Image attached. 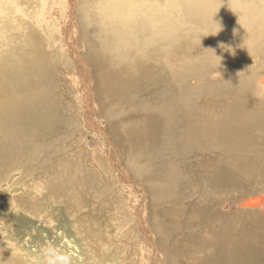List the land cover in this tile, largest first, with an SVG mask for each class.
<instances>
[{"label": "bare ground", "instance_id": "obj_1", "mask_svg": "<svg viewBox=\"0 0 264 264\" xmlns=\"http://www.w3.org/2000/svg\"><path fill=\"white\" fill-rule=\"evenodd\" d=\"M24 1L32 11L17 24L9 18L16 0H0V203L49 228L70 223L86 264L99 263L107 255L92 246V228L102 229L92 208L102 210L92 202L108 166L129 208L115 224L141 236L129 253L107 244L124 254L121 264H264V233L256 250L238 227L223 229L233 213L260 211L250 195L264 173V8L255 9L249 31L234 33L248 41L236 55L219 43L236 28L235 12L195 21L186 1L183 24L176 18L163 36L159 22L151 27L127 6L139 0H68L62 10L61 0ZM143 1L156 18L163 0ZM121 20L123 27L113 26ZM216 21L222 30L207 35ZM251 67L211 81L219 71ZM125 113L142 117L134 122L143 137L132 149ZM77 146L90 152L87 162ZM0 225V264H29L13 254V225Z\"/></svg>", "mask_w": 264, "mask_h": 264}, {"label": "rangeland", "instance_id": "obj_2", "mask_svg": "<svg viewBox=\"0 0 264 264\" xmlns=\"http://www.w3.org/2000/svg\"><path fill=\"white\" fill-rule=\"evenodd\" d=\"M65 1H66V4L67 2H69L68 0L60 1V4L61 3L62 4L59 5L58 7H60L61 10L65 8L64 6ZM186 1L190 2L188 6L189 10L191 12L192 11L195 12L194 15L192 16L193 20L195 21L197 20L206 21V20H209L210 17H213L216 20H220L224 17L225 13L226 14L228 12L237 13L236 17L234 18V23L237 25L236 28L231 30V33L229 34V38H224L219 41V43L221 44L220 45L221 49L226 50V47L230 48L233 50V53L236 55H239V53L247 46L248 41L247 43H242V42L237 41L239 39L236 38V34L234 33H238L237 30L239 28L242 30H246V32L249 31L251 27V18L255 16L254 15L255 13H257L255 9L264 8V0H213L211 2L213 3V5L210 7H208V5H197L193 3L192 0H163L159 8L160 11L158 13V16L155 18L152 15H150L148 10L145 9L146 8L144 6L145 1L143 0H139L137 1V3H133L127 6L134 9V11L137 13L140 11L142 15L145 16L146 20L149 23H151V27H154L156 22H159V26L161 27V33H163V36H164L165 34L164 31L167 28V25L170 26L171 24H173L176 18L179 20L180 24H183L185 20V15L182 14V10H183V5ZM160 2L161 1H159V3ZM16 4H18L17 5L18 9H16L15 11L17 16L15 17L14 16L15 13H14L9 18L13 19L17 24H19V22H21V16L25 15V13L29 11H32V5L30 4V1L29 3L25 1L21 3V0H16ZM119 6L121 7V5ZM229 7H231L234 10L238 9V11L236 12ZM52 10H54V8H52ZM206 11L208 13H211L212 15L209 16L205 14ZM96 18L97 17L94 16V19ZM133 20H136V19H133ZM134 22L136 23V21ZM263 22H264V19L260 21V23H263ZM114 25L120 29L121 27H123L124 23L121 20L119 22H115V24L113 23V26ZM90 27L92 28L93 25H91ZM156 36H154L153 39ZM65 46L66 47L64 48H67V44ZM147 47H150V46H147ZM123 52L129 53L131 52V50L125 49V51ZM67 57L70 58V62H71L70 64L74 63L69 53H67ZM115 59L116 60L120 59V55L118 54V51H116L115 53ZM253 69L254 67L243 68V69H230V71L229 70L219 71L216 74L212 75L211 81H217L222 76H228L230 78V76L245 74L247 73L248 70H253ZM50 75L54 76L52 74ZM202 82H203V79H196L192 83L202 84ZM48 84L49 82L46 83L45 86H47ZM77 96H81V95L78 93ZM203 101L208 103L210 101V98L207 97ZM127 114L128 113L123 114L124 115L123 119L126 121L130 120V122L126 123V126H128L129 124V127L125 128L123 134L125 133L124 136L127 138V139L125 138L126 142L128 143L127 146L130 149H132V143H135L136 141L141 142V139L143 137L142 133L139 130L141 125L135 124L134 122V120L140 121L142 117L138 115H137L138 117L136 115H133L134 119L131 120ZM132 125L137 126V128H134ZM130 127L131 128L133 127V129H129ZM69 131H71V129L66 128L64 130V133L66 134ZM162 131L166 132V128L162 129ZM131 137L132 138L135 137V138L132 139ZM85 138H86V141H88V143H90V145L92 146L94 142H93V137L90 131L85 132ZM60 142H61V139H60ZM77 147H78L77 152L79 154H84L82 156L87 162V160L89 159L88 153L90 152L83 153L82 151L79 150V146ZM183 149L184 148H178L179 151H182ZM105 152L106 151L102 150V153H105ZM207 160L209 161L211 159H207ZM107 167L108 166H106L104 169V174L102 175V178L97 177V180H98L97 184L99 187V191H102V192L100 193L99 198L96 197L97 199H95L92 202L93 206L94 205L96 206L95 210L97 209L102 210V212L98 214V212L94 213V207L92 208V215H93L92 220L94 221L95 224H100V227L102 228V229L92 228L93 234H94L93 236L94 240H93L92 246H96L97 248L103 249V251L106 252L107 256L105 257L103 261L99 263L98 262L95 263L94 261L93 264H121L122 262L121 257H123L124 254L118 250L109 249V246L107 244L119 243V246H123L124 248L128 247L126 251L127 253H129L130 252L129 246L135 244L134 242L135 240L141 239L140 235H136L135 233H133L132 231L128 229H122L117 224H115L116 220L125 219V217H127L126 213L129 208L127 204L123 203V200L126 197L119 193V190H122L121 187H117L114 184V181H110V179H113V178L110 175ZM201 174L202 173H200L198 176L201 177ZM203 175L204 174H202V176ZM262 177L263 178H258L256 180V182L260 185V187H262V189L258 191V188L260 187H257L256 188L257 191L252 192L250 195L251 196L250 200H260L261 204L258 208L260 211L264 210V173H262ZM115 182L118 183L117 179L115 180ZM186 182L187 181L184 180L182 183L186 184ZM106 183L110 184V188L113 194H110V192L108 191L106 187ZM21 186H23V184ZM22 191H23V188L20 187L15 192L19 193ZM124 192H126L127 194H130V191L128 190H125ZM237 194L241 196V194L239 193ZM0 208H1L0 209V220L5 223L12 224L13 231H15L14 233L15 234L17 233V236H18L15 242L17 251L13 253L15 257L23 258L29 264L30 262H32L31 264H33L35 261L38 260L40 250L43 247L51 243V244H55L58 247H61V248H64L70 251L75 258V264H86L87 255H85V253L82 252L81 241L77 238L75 234H73L72 231H70L69 229L71 225L70 223L59 221L60 222L59 225H53L52 228H49L45 224L43 225L36 221L32 222L31 218L28 219V217H25V215H22L23 211L19 207L17 206L14 207L10 205V203L7 204L5 200L1 201ZM260 211L253 210L252 212H249V213H244V212L233 213V215L231 216L232 220H230V222H228L227 225H224L223 229L238 227V229L241 231L244 237L246 239L251 240L255 248L256 245L254 244L258 243V239L261 236H263V233H264V212L262 213ZM85 217L88 219L87 215ZM87 219H86V227H87ZM171 220H172V224L175 227H179L183 219L179 217V218H174ZM0 226L4 227V225H0ZM92 230H89V231L92 232ZM95 231H100L103 235H97L95 234ZM107 247H108V251H107ZM257 247L261 250L259 246ZM255 249L258 250L257 248ZM82 253L84 254L82 256L83 260L80 261L81 259L80 254Z\"/></svg>", "mask_w": 264, "mask_h": 264}, {"label": "clouds", "instance_id": "obj_3", "mask_svg": "<svg viewBox=\"0 0 264 264\" xmlns=\"http://www.w3.org/2000/svg\"><path fill=\"white\" fill-rule=\"evenodd\" d=\"M216 23L219 27L211 30L207 35H217L222 30V24L217 21ZM34 264H75V258L70 251L50 243L40 250L38 260Z\"/></svg>", "mask_w": 264, "mask_h": 264}]
</instances>
